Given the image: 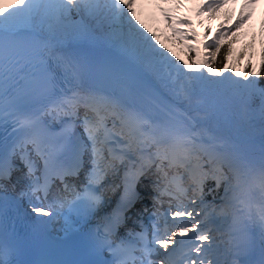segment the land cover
Wrapping results in <instances>:
<instances>
[{
	"label": "snow or ice",
	"instance_id": "1",
	"mask_svg": "<svg viewBox=\"0 0 264 264\" xmlns=\"http://www.w3.org/2000/svg\"><path fill=\"white\" fill-rule=\"evenodd\" d=\"M220 3L207 0L199 10L211 15ZM164 16L174 36L188 37L175 24L190 21L174 19L168 11ZM221 35L206 40L201 60L194 55L173 60L175 53L137 18L136 0L0 3V131L12 137L10 149L0 151V208L26 198L37 218L63 215L65 206L91 213L105 192L122 189L117 209L91 239L97 258L89 264H249L243 257L250 225L258 223L264 234V159L255 168L227 136L198 127L186 114L187 122L154 121L114 93L85 88L88 59L72 50L76 41L103 40L148 69L183 77L181 92L187 98L223 85L238 108L258 111L264 125V88L256 80L264 76V60L260 72H237L217 62ZM191 36L196 37L194 29ZM187 47L197 52L195 44ZM25 67L33 69L26 95L42 99L39 107L5 102L6 81ZM72 82L74 88L57 91L58 84ZM78 125L82 136L75 131ZM142 179L152 190V210L143 207L136 214L139 231L127 229L120 236L126 213L142 200L137 190ZM221 188L217 204L214 194ZM149 211L151 223L145 225L143 214ZM224 224L231 261L220 258ZM105 250L111 259L102 258ZM16 252L14 242L0 237V264H20Z\"/></svg>",
	"mask_w": 264,
	"mask_h": 264
},
{
	"label": "trees",
	"instance_id": "2",
	"mask_svg": "<svg viewBox=\"0 0 264 264\" xmlns=\"http://www.w3.org/2000/svg\"><path fill=\"white\" fill-rule=\"evenodd\" d=\"M187 0H158L157 4L153 7L160 13V20H158L152 13L151 9L140 10L137 13V18L144 24L150 32H155L159 37L161 44L166 46V49H171L175 56L172 57L173 60L179 57L181 61H187L189 55L196 56V53H191L185 44V41L197 43V35L195 38L191 36V30L193 29L191 23H176L182 26V29L188 32V37L184 40H180L177 36L173 35L172 29L169 27V22L165 19L164 12H170L174 19L175 14L179 11L180 2H185ZM0 3H10L9 0H0ZM210 18L216 20V27L213 31L207 33V40L211 41L218 32H221L220 37L222 42V47L219 53L216 54L217 62H224L228 67H235L237 72L243 71H255L260 72L262 70L261 62L264 60V43L259 40V35L257 33L249 34V38L246 42H242L241 37L244 34L245 29H252V24L250 23V14L246 10L239 8H230L226 0H221L220 7L217 8L211 15L208 10H204ZM241 17H246L241 19ZM75 19H79L78 16L74 15ZM183 20L189 21L187 18ZM237 21H240L237 23ZM262 23V33L264 32V16L261 18ZM196 33V32H195ZM261 33V34H262ZM155 43V41H153ZM165 50V49H161ZM208 51H214V49H208ZM227 59H224V56ZM179 62V61H178ZM251 65L248 68L247 65ZM219 71V69H217ZM228 70H225V74ZM216 79L220 80V76L213 75ZM251 78V77H250ZM257 86L259 88H264V76L256 78ZM218 85L217 87L220 88ZM223 91L229 93L226 89L222 88ZM199 92V91H198ZM197 92V93H198ZM196 94V93H195ZM258 103V101H257ZM235 105V104H234ZM255 107V105H254ZM258 120L260 121V116L258 111L255 112ZM213 182H208V187H211ZM217 198L222 195L221 190L215 193ZM205 199L207 201H212V195H206Z\"/></svg>",
	"mask_w": 264,
	"mask_h": 264
},
{
	"label": "rangeland",
	"instance_id": "3",
	"mask_svg": "<svg viewBox=\"0 0 264 264\" xmlns=\"http://www.w3.org/2000/svg\"><path fill=\"white\" fill-rule=\"evenodd\" d=\"M12 2V0H9ZM230 8L239 9L242 8L249 12L250 14V23L252 24V29H245L244 34L241 37L242 42H246L249 38V34L251 33H257L259 35V40L264 43V32L262 33V23L261 18L264 16V0H226ZM158 0H136V11L146 10L148 8L151 9V13L154 15L156 14L157 18L160 19V13L153 7L157 4ZM207 0H205L204 3H206ZM189 4V0L186 2H180V9L175 14V18H186L185 14V7ZM140 8V9H139ZM197 21L199 23V28L202 31L203 38L205 39V42L207 40V33L213 31L216 27V20L210 18L205 11L200 12L199 6L197 5ZM177 28L182 29V26L177 25ZM262 33V34H261ZM208 41V40H207ZM185 44L188 46L189 44H195L197 46V52L195 58L199 60L203 58V54L205 52L204 44L198 45L197 43L187 42L185 41ZM202 56V58H201ZM141 65V64H140ZM144 70H147L151 74H154L157 79H161L166 83V91L167 95L170 97L169 99H172L174 102H176L175 98H186L183 93L181 92V81L183 80V77L175 78V73L173 72V77L170 78L167 75L166 70L156 71L146 68L145 66L141 65ZM229 73H226V75ZM205 75L210 76L213 80L216 78L210 74L205 72ZM234 75V74H232ZM239 79V77H236ZM218 85H212L206 90L199 91L196 94H193L190 97V100L194 102V104H198L199 102H203L206 104L209 102L210 105L214 106L215 108H219V111L222 115H225V118L233 125V129H236V126H240V133L242 134V138L245 140H250L255 147L258 149L257 153H252L256 158L259 160V164L261 163L262 159H264V131H262V125L261 120H258V117L255 113H247L243 111L242 109L238 108L236 105H234L232 101V97L230 93H226L222 90L224 88L223 85L217 87ZM225 89V88H224ZM167 99V98H166ZM80 114H83V109H80ZM235 120V121H234ZM82 129V127H81ZM83 131V130H82ZM246 160L250 163L253 160H257L256 158H252L250 156H247L245 154V150L242 149L239 145H236ZM257 166V165H255ZM16 175H14L15 177ZM222 192L223 195V188L219 189ZM114 193L111 192L108 194H104V197H110L113 198ZM221 195V196H222ZM221 201L219 198L216 199L215 203L219 204ZM166 206V205H165ZM101 211V209H100ZM224 226L221 227V232L224 233ZM222 240L225 241L224 244L221 245L220 249V258L222 260L229 259V254L227 252L228 244L226 243L228 238L224 235L220 237Z\"/></svg>",
	"mask_w": 264,
	"mask_h": 264
},
{
	"label": "bare ground",
	"instance_id": "4",
	"mask_svg": "<svg viewBox=\"0 0 264 264\" xmlns=\"http://www.w3.org/2000/svg\"><path fill=\"white\" fill-rule=\"evenodd\" d=\"M196 1L198 2V6H200L201 4L205 2V0H196ZM260 1H263V0H260ZM105 45L108 48H114L110 44L105 43ZM114 49L116 50V48ZM125 57L131 60L132 63H135L137 71H143V74L141 75L147 80L148 83H151L161 94H163V96H165L168 99L170 98L167 95L166 83L163 80L157 79L154 74H151L147 70H144L140 64H138L131 58L127 56ZM199 60L201 59L199 58ZM141 91L144 93L143 90ZM152 99L160 108H162L164 111L168 112L170 115L174 116L178 120H183L187 122L185 118V114H186L187 116L193 118V122L196 123L198 127L207 128L209 132H211L213 135L227 136L233 143L242 147V149L245 150V154L247 156L256 158L254 155H252V153H257L258 149L255 147V145L250 140H247V139L244 140L242 138V134L240 133V126H236V129H233V125L225 118V115H222L220 113L219 108H215L214 106L210 105L209 102H207L206 104H204L203 102L194 104V102H192L190 98H187V97L186 98L181 97L177 99L175 98L177 105L183 109V111H178L176 109L171 108L168 105L163 104L162 102H160L159 100L155 98H152ZM169 100L171 102H174L172 99H169ZM45 118L49 121H51L52 119L51 117H45ZM58 122L59 120H56L53 123L58 124ZM256 159L257 160H253L250 163L255 168H259L260 166L259 160L258 158ZM110 182H111V178H109L108 181H106V183H110ZM138 188L142 191L141 193L142 200L138 201L136 205L128 211L129 217L127 218V221H126L127 224L130 222H132L133 224L137 223L136 214L140 212L141 210L140 206L144 205L145 203H152L151 201V191L152 190L149 187L148 182L142 179L141 182L138 184ZM105 193L108 194L111 192H105ZM108 200L112 201L110 197H104L103 203ZM26 203L28 207L31 209V206H29L27 200H26ZM103 203H102V208H104ZM63 213H64L63 215L55 216V219H54L56 223L55 231L60 232V233H65L66 221H70V220L76 221L78 224L81 222V219L79 218L75 219L74 217H72L71 213L67 211L66 209L63 210ZM99 213H100L99 209L96 208L95 211L92 212L91 214L96 215ZM144 215L145 214H143V219L145 221L146 217H144ZM253 228L255 232L256 247H260L262 250L261 254L259 255V259L257 260V263L255 264H261V261L264 260V234H262L261 228L258 223H254ZM257 234H259L260 236L259 238ZM247 261L249 262V259Z\"/></svg>",
	"mask_w": 264,
	"mask_h": 264
}]
</instances>
